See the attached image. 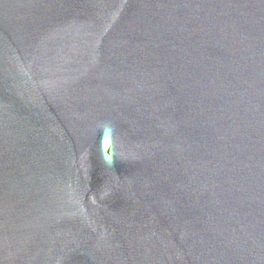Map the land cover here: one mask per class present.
<instances>
[{
	"label": "water",
	"instance_id": "95a60500",
	"mask_svg": "<svg viewBox=\"0 0 264 264\" xmlns=\"http://www.w3.org/2000/svg\"><path fill=\"white\" fill-rule=\"evenodd\" d=\"M0 264H264V0H0Z\"/></svg>",
	"mask_w": 264,
	"mask_h": 264
}]
</instances>
